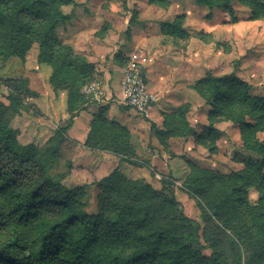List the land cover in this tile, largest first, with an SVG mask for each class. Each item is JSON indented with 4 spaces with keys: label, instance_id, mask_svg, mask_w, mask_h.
<instances>
[{
    "label": "trees",
    "instance_id": "obj_1",
    "mask_svg": "<svg viewBox=\"0 0 264 264\" xmlns=\"http://www.w3.org/2000/svg\"><path fill=\"white\" fill-rule=\"evenodd\" d=\"M197 6L227 12L235 20L234 4L247 7L253 19L264 17V0H192ZM168 0H149L166 8ZM73 0H0V56L2 60L23 58L33 42L39 45L38 63L51 69L48 86L54 94L66 93L69 119L54 130L50 148L20 145L18 132L5 118L7 107L0 102V264H241L229 260L225 245L245 255L244 264H264V98L251 96V85L237 75L216 76L207 72L193 87L209 108V126L230 122L239 127L242 148L261 160L244 162V168L229 175H215L195 168L187 186L195 195L207 197L203 219L233 238L224 242L217 231L205 235L202 245L199 227L177 209L173 194L164 189L129 179L119 168L92 182L99 189L97 211H87V187H66L53 172L58 163L63 135L87 100L82 90L94 80V64L63 43L56 29L70 20L64 8ZM184 17L162 23L163 34L185 35ZM181 28V29H180ZM104 29H101L102 33ZM7 97L15 107L18 90L29 94L26 82ZM183 104L164 116V130L155 137L163 148L172 138L195 136ZM154 125L151 124V129ZM212 131L211 127L208 128ZM208 135L210 137V132ZM214 132V130H213ZM197 139V140H196ZM195 142L204 145L205 137ZM84 146L110 152L120 162L143 167L131 143L128 130L108 120L99 111L90 123ZM174 155V154H172ZM205 181V182H204ZM254 188L257 200H248ZM213 218L221 227L213 224ZM209 250V254L204 251ZM243 264V263H242Z\"/></svg>",
    "mask_w": 264,
    "mask_h": 264
},
{
    "label": "crops",
    "instance_id": "obj_2",
    "mask_svg": "<svg viewBox=\"0 0 264 264\" xmlns=\"http://www.w3.org/2000/svg\"><path fill=\"white\" fill-rule=\"evenodd\" d=\"M128 1L127 7L129 6L138 13V21L128 22L119 27L115 22V18L119 17V6L103 5V12L106 15L103 18L100 15L103 14L102 9L98 5L90 4L89 6H79L73 12L68 13L70 20L56 29V35L60 40L71 43L76 54L85 57L89 63L98 66L100 70L96 78L101 83L105 100L102 103L85 104L84 110L75 115L70 128L63 135L64 140L60 147V151L64 148H71L73 156H84L87 164L84 168L95 181L105 177L115 168H119L122 173L132 178L148 172L145 167H133L120 162L119 158L110 152L91 150L84 146V141L90 130V123L99 111H102V115L106 119L112 120L128 130L137 156L151 157L145 164L159 170L163 165V168L168 170L165 159L167 153L171 152L177 155V149L190 153L194 139L188 138L186 141L172 138L169 140V148H163L158 143L155 132L164 130V116L183 104L190 105L192 111L190 114H193L195 108L199 106L204 108L205 113L202 116L206 115L207 106L203 105V101L192 87L207 72L216 75L214 64L215 60L220 59L219 54L215 55L214 53L212 54L214 56L208 55L201 59V50H205L206 46L204 47L196 36L201 32V29L204 30V34H209L211 32L209 30H213L212 27L205 26L204 23L208 25L216 22V18L220 14L218 11H212L210 20L201 19L197 24L190 25L188 23L193 18V13L202 17L207 14L205 7L199 9L192 5L184 12H176L174 4H170L166 9L155 7L149 3V0ZM180 16H185L182 23L185 35L172 37L163 34L161 24L171 23ZM107 17L109 19L106 21ZM101 20L106 21L107 24H101ZM144 26L146 27L144 28ZM101 29L104 31L98 34ZM124 32L128 34L127 38ZM111 52L118 54L115 61L114 58L108 56ZM135 54H141L147 59V66L144 70L145 82L148 90L158 97L147 117L119 104V100L122 98L120 81L124 66L120 61L124 59L126 62L129 56ZM45 65L42 66L48 72L45 78L48 82L51 72L49 71L50 67L47 65L45 67ZM228 67L230 71L224 72L225 74L231 72V65L228 64ZM47 89L37 92L38 95L33 98V104L45 119L48 118L49 125L56 130L69 119V114L66 112L67 96L64 91L54 94L49 86ZM188 121L190 122L189 118ZM151 124L154 125L153 129H151ZM220 126L222 125L216 129L223 130ZM141 163L143 162L141 161Z\"/></svg>",
    "mask_w": 264,
    "mask_h": 264
},
{
    "label": "rangeland",
    "instance_id": "obj_3",
    "mask_svg": "<svg viewBox=\"0 0 264 264\" xmlns=\"http://www.w3.org/2000/svg\"><path fill=\"white\" fill-rule=\"evenodd\" d=\"M73 1V5L64 8L65 14L73 12L79 6H89L90 4H94V6L98 5L103 12V5L109 7L112 4L120 8L118 12L119 17L115 18V22L119 27L126 25L128 22L133 23L139 19L137 11L132 10L129 6L127 7L129 5L128 0ZM168 3L174 4L176 12H184L192 7V5L199 9L202 8V6H197L192 0H171ZM154 6L156 7V5ZM233 7L235 13L234 21L231 20L227 12L214 9L220 13L216 18V22L208 25L204 23L205 26L212 27L213 30H209L211 31L209 34H204V30L201 29V32L196 35L200 43L204 47L206 46L205 50H201V59L213 53L215 55L219 54L220 59L215 60L216 63L214 64L216 75L221 76L225 74L224 72H229L228 64H230L231 71L238 68V77L251 85V96L264 98V17L253 19L247 7L237 3ZM205 9L207 12L205 16L202 17L199 14L193 13L194 16L188 24H197L201 19L210 20L213 10H209L206 7ZM100 15L103 18L106 16L104 12ZM107 19L109 18L107 17L106 21ZM102 20L101 24H107L106 21ZM206 29L209 28L206 27ZM124 34L127 38L128 34L126 32ZM62 42L65 43L64 41ZM65 44L72 46L71 43ZM208 46L209 48H207ZM38 55L39 45L37 42H33L23 58L13 57L2 60L0 56V102L7 107L5 118L9 122L10 127L18 132L17 142L20 145L34 144L40 148H50L55 143V129L49 125L48 118L45 119L33 104V98L38 95L37 92H42L48 88V82L45 79L48 72L42 66L45 64L38 63ZM108 56L114 58V61L118 58V54H112V52ZM120 62L122 65L126 63L124 59ZM49 71L51 72V69ZM99 71L98 66H95L93 71L94 78L98 77ZM21 81L26 82L29 94L24 96L25 93L18 90V98L13 108L10 106L7 97L12 93L13 88L11 85L16 87ZM207 109L208 112L209 108L207 107ZM191 112L190 110L187 119H190V122H188L196 129L195 136L193 137L194 141L191 144V152L185 153L184 150L177 149V155H172L171 152L167 153L165 159L167 160L168 170H165L163 165L160 166L162 169L159 170L156 167L151 168L149 164L141 163L148 172L141 173L135 178L127 177L131 180L146 183L156 191H160L163 188L162 181H167L168 184H164V189L173 194L178 203V211L190 219L195 225H198V233L202 245H206L205 235L210 230L217 231L221 234L224 242H229L228 238H232L238 243L233 238L231 232L222 228L214 218L213 224L221 227L224 233H221L212 226V223H207L203 219V213L205 211L208 212L206 204L207 197L214 190H210V193L204 196H198L191 192L186 183L191 175L197 173L193 172L195 166L196 168L212 172L215 175H229L241 171L244 168L245 161L251 160L258 162L261 160V157L251 154L242 148L239 127L237 125L230 122H219L214 126H209L207 118L205 119L207 112L204 117L202 116L205 113L203 107L198 106L195 108L193 114H190ZM219 125H222L220 128L223 130L216 129ZM209 127H211L212 131L208 130ZM208 131L210 132V137L207 136ZM201 135L206 140L204 145L198 141L195 142L196 137H200ZM258 138L264 141L263 134H259ZM193 146L195 147L193 148ZM71 152H73L71 148H64L60 151L58 163L54 167L53 172L62 177V183L66 187L90 185L95 179L91 178L84 168L87 165L86 159L81 155L73 156ZM149 158L151 157L144 155L137 156V160L143 163L148 162ZM86 189V209L90 213H95L97 211L99 189L94 185H90ZM257 196L258 194L254 188L248 190V200L250 203L254 204ZM225 249L226 253L230 256L229 260H240L241 264H244L245 255L243 250H241V257H239L236 251L233 254L228 244L225 245ZM204 253L209 254V250H205Z\"/></svg>",
    "mask_w": 264,
    "mask_h": 264
},
{
    "label": "built area",
    "instance_id": "obj_4",
    "mask_svg": "<svg viewBox=\"0 0 264 264\" xmlns=\"http://www.w3.org/2000/svg\"><path fill=\"white\" fill-rule=\"evenodd\" d=\"M147 66V59L141 54L128 57L122 70L120 89L122 98L119 104L125 108L132 109L136 113L147 117L151 107L157 102L156 94L150 92L145 82L144 70ZM87 103H102L104 91L101 83L94 78L83 90Z\"/></svg>",
    "mask_w": 264,
    "mask_h": 264
}]
</instances>
